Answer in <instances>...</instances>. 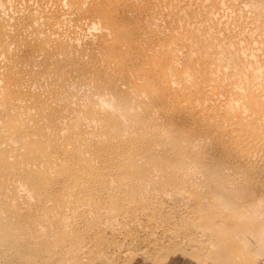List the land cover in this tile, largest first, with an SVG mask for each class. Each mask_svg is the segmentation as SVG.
Returning <instances> with one entry per match:
<instances>
[{
  "label": "bare ground",
  "instance_id": "bare-ground-1",
  "mask_svg": "<svg viewBox=\"0 0 264 264\" xmlns=\"http://www.w3.org/2000/svg\"><path fill=\"white\" fill-rule=\"evenodd\" d=\"M105 2L27 0L21 8L13 4L14 13L8 16L0 5V209L5 215L0 216V245L15 250L22 256L18 258L29 254L26 259L34 264H136L137 257L163 254L185 234L196 245L193 251L219 250L221 234L209 228L250 226L264 237V56L258 62L259 44L242 54L230 50L229 41V50H205L216 39L202 36L196 55L209 64L201 74L193 72L195 66L179 70L173 62L183 58L168 46L173 76L164 67L159 73L149 65L131 69L129 58L121 56L131 50L121 48L133 47L132 34L123 26L112 39L107 37L118 19L107 15L114 4ZM231 4L240 14L257 11L252 29L263 32L264 0ZM239 21L233 23L239 26ZM198 22L189 25H204ZM98 23L106 32H94ZM245 25L243 37L249 39L254 32ZM215 32L222 42L217 44H223ZM135 51L143 58L154 55ZM191 87L200 96H179ZM172 92L176 100L169 103ZM196 186L205 189L204 196L196 194ZM210 192L220 197L221 205L208 200ZM238 196L242 199L237 201ZM204 200L208 207L222 208V218L212 226L193 219L189 231L174 222L193 210L190 204Z\"/></svg>",
  "mask_w": 264,
  "mask_h": 264
},
{
  "label": "rangeland",
  "instance_id": "rangeland-1",
  "mask_svg": "<svg viewBox=\"0 0 264 264\" xmlns=\"http://www.w3.org/2000/svg\"><path fill=\"white\" fill-rule=\"evenodd\" d=\"M11 0H0V5L1 6H4L6 9V15L8 16V12H9V14H12V13H14V7H13V4H16L17 3V6L19 7V8H21L22 6H23V4L27 1V0H19V2H18V0H12L11 2H10ZM14 1V2H13ZM29 1V0H28ZM115 1V2H114ZM140 3H139V2ZM151 3H150V2ZM155 1H157V3L155 2ZM171 1H172V4H171ZM106 0V2L105 3H109L110 5H113V7H114V10L113 11H109V12H111V13H107V15H111V17L115 20L116 18L118 19V20H116V25H115V27L113 26L112 27V29H108L109 30V35H107V37L109 38V39H112L113 37H114V35H115V31H117L120 27H123V26H125V29H127L131 34H132V43L134 44L133 45V47H131V48H128V49H126L124 46H125V44H123L124 46V48H121V50H131V51H125L121 56H124V57H126V58H129V59H127V61L129 62V68H131V69H133V68H135V67H138V68H145V67H147L148 65H149V67H151V66H155V67H157L158 69H157V71H158V73H159V71L161 70V68H163L164 67V69H167L168 70V66H170L171 64H172V61H171V59L169 58V57H166L168 54H170V52H172V50H174L175 49V47H176V50L175 51H177V53L179 54V58H183V59H175L174 60V62L173 63H176V62H178V63H176V64H178V69L179 70H188V69H191V71H192V69L194 68V66L196 67V68H194L195 70L193 71V72H199V74H201L203 71H205L206 69H207V67H208V61L205 63V62H203V60H199V55H200V52L201 51H199L200 50V48H199V45L198 44H200L199 43V41H201L199 38L201 37V39H202V36L204 37H206V38H208L209 39V36H210V38L212 39L213 38V36H214V38L213 39H216V42L213 40V43L215 42L216 44H213L212 42L211 43H209V42H207V48L205 47V50H210V48L212 47L213 48V50H229L230 48H232V49H230V50H234V49H236L235 51H237L238 52V50H240L238 53L239 54H242V53H245V50H246V53H247V51L248 50H255L258 46H260V47H258L257 48V51H258V49L260 48H262L263 47V44H264V36H261V34L262 35H264L263 33H264V30H263V32H260L262 29L260 28V29H258V28H256V30L257 31H253V29L255 28V26H256V24L255 23H253L252 24V20H254L256 17H258V12L257 11H255L254 12V10H250V13H249V10L248 11H242V14H240V10H238V9H235L234 7H233V5L231 4V2H233V4H235L236 2H239L238 0H217L216 2H213V1H215V0H210V1H207L206 0V2L208 3V5L209 6H207V4H206V2L203 0H201L200 1V3H199V0H183V3L181 2V0L179 1V0ZM191 1V2H190ZM212 1V3H211V5H210V2ZM218 1H220V4H219V2ZM227 1V3H224L225 4V6H224V4H222L223 2H226ZM251 1H256V0H251ZM3 2H6V3H3ZM10 2V3H9ZM22 4H21V3ZM142 2V3H141ZM146 2V3H145ZM167 2V3H166ZM170 2V3H169ZM174 2V3H173ZM197 3V5H196V7H195V4ZM203 2H205V5L203 4ZM217 2H218V4H217ZM8 3V4H7ZM19 3V4H18ZM37 3V2H36ZM43 3V2H42ZM165 3V4H164ZM191 3H193V5H191ZM202 3V4H201ZM213 3L214 4H216V5H214L213 6V8H210L212 5H213ZM6 4V5H5ZM12 4V5H11ZM45 4V7L44 8H47V6L48 7H50V5H48L47 3H43L42 5H44ZM173 5V6H170V5ZM189 4V6H187ZM10 5V6H9ZM21 5V6H20ZM37 5L39 6V4L37 3ZM152 5V6H151ZM202 5H204L203 7H204V9H203V7H202ZM223 5V6H222ZM230 5H232V6H230ZM167 6L168 7H170L169 8V10H168V8H167ZM176 6H177V8H176ZM180 6V7H179ZM186 6V7H185ZM191 6H193V7H195V8H193V7H191ZM216 6V10L217 11H215V7ZM221 6H222V8H221ZM228 6V7H227ZM231 7V9H230V7ZM150 7V8H149ZM185 7V8H184ZM189 7V8H188ZM233 7V8H232ZM166 8V9H165ZM171 8H172V10H175V11H172L171 10ZM180 8L182 9V12H181V10H180ZM183 8L185 9V11H183ZM191 8V11H192V13H195L196 14V11H197V14L195 15V14H192L191 12H190V9ZM201 8V9H200ZM211 9V11H210V9ZM218 8H219V11H218ZM10 9H13L12 11L10 10ZM50 9V8H49ZM48 8L46 9V10H49ZM179 9V10H178ZM193 9H195V10H193ZM225 9H226V11H225ZM227 9H230L229 11L227 10ZM8 10V11H7ZM159 12H158V11ZM198 10H200V15H199V11ZM205 10V11H204ZM212 10H213V12H212ZM232 10V11H231ZM121 11V12H120ZM132 11V12H131ZM177 11H180L181 13H180V15H178L177 16V14H179V12H177ZM224 11V12H223ZM231 11V12H230ZM236 11V12H235ZM161 12V13H160ZM165 14H164V13ZM174 12V13H173ZM175 12H177L176 13V15H175ZM208 12H210L209 14H208ZM214 12H215V14H214ZM216 12H218V13H216ZM243 12H244V14H243ZM248 12V13H247ZM122 13V14H121ZM125 13V14H124ZM135 13V14H134ZM160 13V14H159ZM174 14L173 16H172V14ZM212 13L215 15H212ZM225 15H224V14ZM228 13H231V14H228ZM234 15H233V14ZM258 13V14H257ZM112 14H114V15H112ZM136 14H138V15H136ZM162 14H164L165 15V17H167V16H169L168 17V20L166 19V20H164V17L162 16ZM171 14V15H170ZM186 15V17H185V15ZM187 14H188V16L190 17H188V21H190L189 23L188 22H186L187 21ZM217 14V15H216ZM223 14V15H222ZM228 14V15H227ZM237 14V15H236ZM252 14H253V16H252ZM254 14H256L257 16H254ZM136 15V16H135ZM206 16V17H204V16ZM210 15V16H209ZM222 15V16H221ZM226 15H227V17H226ZM232 15V16H231ZM147 16H149L148 18H147ZM154 16H161L160 18H156V17H154ZM170 16L172 17V18H170ZM191 16H192V19H191ZM198 16V17H197ZM212 16V18H214V19H212V18H210ZM236 16V17H235ZM247 16H249L248 18H247ZM163 17V18H162ZM180 17V19H177V18H179ZM208 17V19L210 18V19H212V20H210V21H208V19H207V21L205 20L206 18ZM220 19H219V18ZM225 17H226V19L227 20H224L225 19ZM233 17V18H232ZM244 17H245V20L247 19V21H244ZM254 17V18H253ZM154 18H156V19H154ZM176 18V20H174ZM183 18H185V20L183 19ZM198 18V19H197ZM228 18H229V20H228ZM251 18V19H250ZM100 19H102L103 20V17L101 18L100 17ZM170 19V20H169ZM193 19L196 21V23L198 24L199 22L198 21H200V22H203V24L204 25H200V27H198V25L196 26V25H194V27H193V24H194V22H193ZM236 19V20H235ZM241 19H243V20H241ZM250 19V20H249ZM159 20V22H157ZM162 21V25L160 24V22ZM174 20V21H173ZM180 20H182V21H180ZM184 20V21H183ZM201 20H203V21H201ZM214 20H219L218 22H219V25H217L218 24V22H216V21H214ZM241 21V23H239V26H240V24H241V28L238 26V21ZM149 21V22H148ZM154 21H156L157 22V24H156V22L154 23ZM171 21H172V23H171ZM177 21L178 22H182V23H177ZM192 21V22H191ZM239 21V22H240ZM243 21V22H242ZM148 22V23H147ZM153 22V24H151ZM165 22H170V23H165ZM173 22H176V23H173ZM233 22H237V23H233V25H232V23ZM246 22H248L250 25H251V28H250V25H249V29H251V32H254V33H252V35H251V39L249 38L248 39V37H243V36H245V34H244V31L243 30H246L248 27H247V25H245V23ZM146 23V24H145ZM187 23V24H186ZM190 23H193V24H191V25H189ZM211 24L210 26L209 25H205V24ZM229 23H231V24H229ZM99 25H100V23H98ZM101 24H102V22H101ZM156 24V26H154ZM161 26H160V25ZM163 24H164V26H165V28H163L164 26H163ZM167 24V25H166ZM182 26H181V25ZM200 24V23H199ZM235 24H237V25H235ZM254 24H255V26H254ZM99 25H97L95 28H94V32L96 33L97 32V34H102L103 32H106V31H104V29L101 27V25L99 26ZM142 25H144V26H142ZM152 26V27H150V26ZM171 25V26H170ZM179 27H178V26ZM186 25H188V26H190V27H188V26H186ZM230 25H232V26H230ZM236 26V28H235V26ZM116 26H118V27H116ZM149 26V27H148ZM163 26V27H162ZM175 26H177V27H175ZM202 26V27H201ZM204 26H207V28L205 27L204 28ZM209 26V27H208ZM219 26V27H218ZM221 26V27H220ZM238 26V27H237ZM246 28H245V27ZM252 26L254 27L253 29H252ZM140 27V28H139ZM154 27V29H152ZM166 27L168 28V29H166ZM172 27H174V28H176V30L177 29H179L180 28V30H181V33L182 34H187V35H183L182 36V34L179 32L180 30H172V29H174V28H172ZM190 29L191 27V32L194 30L195 32H190L189 30H188V28ZM223 27V28H222ZM100 28V29H99ZM142 28V29H141ZM144 28V29H143ZM148 28V29H147ZM149 28H151V29H149ZM199 29V32H197V30ZM204 28V29H203ZM209 28V29H208ZM220 32L219 34H220V36H222L221 37V40L223 41V44H225V45H223V44H220V43H222L221 41H219L220 39L218 38V33H214V31H217L216 29ZM222 28V29H221ZM227 28V29H226ZM233 28V30L236 32L237 31V33L239 32L238 30L239 29H242L238 34H239V36L237 35V33L235 34V32L233 31V30H231ZM237 28H239L238 30H235V29H237ZM160 29V30H159ZM185 29H187V30H185ZM202 29H203V31H205V33L203 34V35H201L202 33ZM206 29H208L207 31H209V33H207L206 32ZM215 29V30H214ZM153 30V31H152ZM157 30V31H156ZM166 30V31H165ZM168 30V31H167ZM201 30V31H200ZM214 30V31H213ZM225 31V34H226V36H225V34H224V31ZM230 30V31H229ZM255 30V29H254ZM163 31V32H162ZM165 31V32H164ZM173 31H174V34H173ZM229 31V32H228ZM98 32H100V33H98ZM177 32V33H176ZM179 32V33H178ZM221 32H223V33H221ZM230 32H232L234 35H236L235 37H233L232 36V34L230 33ZM158 33V34H157ZM161 33V34H160ZM194 33V34H193ZM214 33V34H213ZM141 34H143L144 35V37H143V35H141ZM148 34V35H147ZM173 34V35H172ZM199 34V35H198ZM228 34V35H227ZM242 34V35H241ZM258 34H259V37H260V40H259V37H258ZM146 35V36H145ZM165 35H167V36H165ZM176 35H178V36H176ZM201 35V36H200ZM224 35V36H223ZM257 35V36H256ZM111 36V37H110ZM172 36V38H170ZM174 36V37H173ZM208 36V37H207ZM212 36V37H211ZM228 36H230L231 38L233 37V39H231V38H229ZM241 36H242V38H241ZM179 37V39H177ZM194 37H196L195 39H194ZM199 37V38H198ZM236 37H238V38H236ZM253 37V38H252ZM255 37V38H254ZM154 38V39H153ZM162 38V39H161ZM163 38H164V40H163ZM185 39V42H183L181 39ZM190 38H192V40H189ZM224 40H223V39ZM239 38H241L242 40V43H240V39ZM153 39V40H152ZM167 39V40H166ZM219 39V40H218ZM230 39V40H229ZM236 39V40H235ZM239 39V40H238ZM257 39V42H256V44H255V40ZM174 40H176V41H174ZM178 40V41H177ZM189 40V41H188ZM203 40V39H202ZM218 40V41H217ZM238 40V41H237ZM244 40H245V42H244ZM139 41V42H138ZM160 41V42H159ZM165 41H167V43H164ZM170 41H174L173 43L172 42H170ZM188 41V42H187ZM192 41V42H191ZM225 41H226V43H227V41H229L230 42V45H231V47L228 45L227 47L229 48H227L226 47V45L229 43H225ZM237 41V42H236ZM252 43V45L253 44H255V45H253V46H251V43ZM254 41V42H253ZM146 42V43H145ZM176 42H178L177 44H176ZM180 42H181V44H183V45H181L180 44ZM191 42V43H190ZM217 42H220V43H218L217 44ZM235 42H236V44L238 45L239 43V45L238 46H240V48L235 44ZM248 42V43H247ZM147 43H148V45H147ZM172 43V45L173 44H175L174 46H171L170 44ZM197 43V44H196ZM244 43V44H243ZM257 43L259 44L258 46H256L257 45ZM260 43H263V44H260ZM156 44H157V46H156ZM166 44V45H165ZM192 44H193V47H192ZM234 44V45H233ZM244 46H243V45ZM246 44V45H245ZM177 45V46H176ZM178 45H179V48H178ZM186 45V47H184ZM198 45V46H197ZM213 45L215 46V47H213ZM219 45H223L222 47H220ZM147 46V47H146ZM148 46H149V48H148ZM159 46H160V49H159ZM161 46H162V48H163V50H162V48H161ZM164 46H166V47H164ZM167 46H168V48L170 49V52H169V49L167 48ZM184 48H183V47ZM187 46L189 47V48H187ZM197 46V47H196ZM210 46V47H209ZM255 46V48H253ZM171 47V48H170ZM218 47V48H217ZM234 47H236V48H234ZM243 47L245 48L244 50H243ZM146 48V49H145ZM180 48H181V53L179 52L180 51ZM185 48H187V50L185 49ZM190 48H191V50H190ZM211 48V49H212ZM220 48H222V49H220ZM247 48H248V50H247ZM252 48V49H251ZM179 49V50H178ZM185 49V50H184ZM188 49H189V53L187 52L188 51ZM241 49H242V51H241ZM135 50H146V52L148 53V54H154V55H152V56H149V57H146V58H143V57H141V54H139L140 52H136ZM154 50V51H153ZM184 50V51H183ZM195 52H194V51ZM201 50H203V49H201ZM262 50H264V47H263V49H261V50H259L258 52L256 51V53H259L258 55H260L261 53L263 54L264 53V51H262ZM158 52L157 54H156V52ZM160 51V52H159ZM164 51H165V53H164ZM168 51V52H167ZM191 51L193 52V53H191ZM196 51H197V53L199 54H197L196 55ZM127 52V53H126ZM134 52H135V54H134ZM155 52V53H154ZM185 52V53H184ZM241 52V53H240ZM261 52V53H260ZM126 53V54H125ZM129 53V54H128ZM191 53V54H190ZM182 54V55H181ZM186 54H188V56L186 55ZM194 54V55H193ZM260 55V57L262 56H264V54L263 55ZM126 55V56H125ZM191 55V56H190ZM183 56H185V57H183ZM256 56H257V54H256ZM132 57V58H131ZM160 58V59H157V58ZM162 57H163V59H162ZM189 57H192V58H189ZM255 57V56H254ZM258 57L259 56H257V58H256V60L258 59ZM260 57H259V59H260ZM262 57H261V59L258 61V62H261V61H263L262 60ZM156 58V59H155ZM169 58V59H168ZM254 58V59H255ZM134 59V60H133ZM142 59V60H141ZM162 59V60H161ZM185 59V60H184ZM188 59V60H187ZM198 59V60H197ZM150 60H151V62H150ZM182 61V64H181V61ZM131 61V62H130ZM144 61V62H143ZM159 61V62H158ZM147 62V63H146ZM189 62V63H188ZM191 62V63H190ZM196 62V63H195ZM257 62V61H256ZM141 63V64H140ZM150 63H153V64H151L150 65ZM262 63V62H261ZM260 63V64H261ZM133 64V65H132ZM181 64V65H180ZM199 64H201V65H199ZM134 65H136L135 67H134ZM142 65H143V67H142ZM199 65V66H198ZM257 65V64H256ZM259 65V64H258ZM197 67H198V69H197ZM204 69V70H203ZM199 70H202V71H199ZM174 70H172L171 68H170V71L168 70V74L169 73H173L174 74ZM260 72H262V70L260 71ZM260 72H258V73H260ZM176 73V72H175ZM178 74V73H177ZM170 76H173L172 74H169ZM217 75H219V74H217ZM195 76H196V79L198 80V81H200L202 78L200 77V76H198V73L197 74H195ZM215 76V75H214ZM199 77V78H198ZM200 79V80H199ZM203 80V79H202ZM202 80L200 81V83H202ZM208 80L207 79H205L203 82H207ZM149 83L151 84V85H154L155 87H158L159 86V83H157L156 82V80H149ZM180 84H182V83H180ZM173 89H169V91H172ZM191 90H192V93H191ZM195 87L193 88V87H191L190 88V92L188 91V92H186V91H180V93H179V96L180 97H183V95H184V97L186 96V95H189V96H191V94H192V97L194 96H197V94H198V96H200V93L198 92L199 90L197 89V90H195ZM197 93V94H196ZM194 94V95H193ZM173 95H174V92H172L171 94H170V101H169V103L170 102H172L173 100H176V98H173ZM0 183H1V180H0ZM0 187H2V186H0ZM194 191L196 192V194L197 195H199V196H204L203 195V192L205 191V189H203V188H201L200 186H196L195 188H194ZM2 192H3V187L2 188H0V198H2ZM242 198H241V196H238V197H236V200L238 201V200H241ZM1 201H2V199H0ZM208 200L209 201H211V202H213V203H218L219 205H221V201H220V197L219 196H217V195H214L213 194V192H210V194H209V196H208ZM1 201H0V203H1ZM232 201H235V198L232 200ZM206 201L204 200L203 201V203L201 204L202 205V207H201V205L199 204V203H195V204H190L188 207H191L192 206V208H193V210H190V211H187V212H185V213H183L182 214V216L179 218V220H174V222L175 223H177L178 225H182V227H188V230L190 231V228L193 226V222H192V220L193 219H199L200 220V222L203 224V226H205V227H207L208 225H211L212 226V223H214V222H216L217 220H219L220 218H222V216H221V210H222V208H212V207H208V206H206L205 203ZM2 204V203H1ZM1 204H0V206H1ZM228 205V204H227ZM182 206L183 207H185V204L184 203H182ZM200 206V207H199ZM228 208V207H227ZM195 209V210H194ZM229 209V208H228ZM0 216L1 217H3V216H5L3 213H2V209H0ZM207 223H211V224H207ZM209 231L210 232H212V233H214V232H217V233H220L221 234V241H220V244H219V246L221 247L219 250H215V249H212V248H204V247H199V249H197V251H193L192 250V248H196V245L194 244V241L192 240V238L191 237H187L186 236V234H185V236H180V241L179 242H177L176 244L175 243H173L174 245L170 248V249H165V250H163L162 251V253L163 254H161V251H158L157 253H156V255L155 256H153L152 258H153V260H152V258H149V259H145V258H142V257H137L136 259H135V262L134 263H136V264H264V237H260V236H258L256 233H255V231L250 227V226H248V227H244V228H238V226L236 227L235 225H225V226H220V227H218V228H209ZM190 238H191V240H190ZM177 245H180V246H177ZM1 247H2V249H1V247H0V262H2L1 264H14L13 262H15V264L16 263H18L19 264V259L21 260L20 261V264L23 262H26V263H24V264H34V262H32L33 260L32 259H30V258H27L26 259V257H28L29 256V254H27L26 255V257H23V258H21L22 256L21 255H19V254H17V256H16V254H15V250H13L12 251V249H9L6 245H3V244H1L0 245ZM7 248H6V247ZM200 248H201V250H200ZM4 249V250H3ZM10 250V251H9ZM9 251V252H8ZM12 252H14V253H12ZM6 254V255H4V256H2V254ZM11 254V255H10ZM14 256H13V255ZM159 254V255H158ZM161 254V255H160ZM7 258H6V257ZM8 256H12L11 258L10 257H8ZM18 256H21L20 258H18ZM134 256H138L137 254H135V255H133L131 258L129 257L128 258V262L134 257ZM13 257H16V258H13ZM9 258V259H8ZM14 260H13V259ZM24 258H25V260H24ZM158 260H157V259ZM6 259V260H5ZM16 259V260H15ZM17 259H18V261H17ZM30 259V260H29ZM130 259V260H129ZM156 259V260H155ZM12 260V261H11ZM24 260V261H23ZM28 260H29V262H28ZM32 260V261H31ZM9 261V262H8ZM127 261H126V263H127ZM151 261V262H150ZM11 262V263H10ZM37 262V263H36ZM38 262H40V263H38ZM154 262V263H153ZM22 263V264H23ZM35 264H42L41 263V261L40 260H35ZM51 264V263H50Z\"/></svg>",
  "mask_w": 264,
  "mask_h": 264
}]
</instances>
